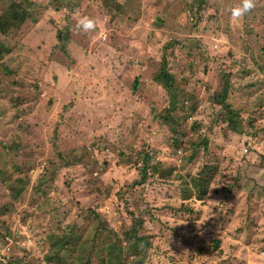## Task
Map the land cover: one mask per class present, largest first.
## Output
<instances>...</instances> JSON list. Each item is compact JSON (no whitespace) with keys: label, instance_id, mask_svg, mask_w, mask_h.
I'll return each instance as SVG.
<instances>
[{"label":"rangeland","instance_id":"1","mask_svg":"<svg viewBox=\"0 0 264 264\" xmlns=\"http://www.w3.org/2000/svg\"><path fill=\"white\" fill-rule=\"evenodd\" d=\"M239 3L0 0V264H264V0Z\"/></svg>","mask_w":264,"mask_h":264},{"label":"trees","instance_id":"2","mask_svg":"<svg viewBox=\"0 0 264 264\" xmlns=\"http://www.w3.org/2000/svg\"><path fill=\"white\" fill-rule=\"evenodd\" d=\"M7 15H8L7 19L10 22H12L13 19L16 17V13H14L13 10L10 11ZM24 18H25V15H24ZM0 24H1V22H0ZM160 62H161V65H160L159 70H158L157 74L155 75L154 79L160 80V81H162L164 83V85L162 87L164 88L163 90H165V92H166V91H169L168 89L173 86L175 77H174V75L169 73L168 66H167V60L165 59V57H162ZM13 86L16 87V86H18V84L13 82ZM9 92H11V95L14 97L13 100H14L15 104H18L19 102H21L20 101L21 97L14 96L15 95L14 94L15 93V88H13V87L10 88ZM19 92L23 93V91H19ZM233 122L230 121L229 125H231V123H233ZM234 126L235 125H232L231 127L234 129L235 128ZM142 170H143V172H142L143 174L142 175L144 176L145 168L143 167ZM142 224H143V222H142ZM140 229H141V220L135 221L134 224L131 225V228L128 229V231L130 233L128 235L129 238L130 237L131 238L136 237L135 239H137V243H138L137 247L138 248H139L140 243L146 244V238L145 237H138V233H139ZM137 253H139V249L138 250L136 249L134 254L137 255Z\"/></svg>","mask_w":264,"mask_h":264},{"label":"clouds","instance_id":"3","mask_svg":"<svg viewBox=\"0 0 264 264\" xmlns=\"http://www.w3.org/2000/svg\"><path fill=\"white\" fill-rule=\"evenodd\" d=\"M256 7V0H240L238 5L229 9L230 20L233 25H240L247 14ZM78 32L89 33L94 32L98 28V21L95 18L82 16L75 24Z\"/></svg>","mask_w":264,"mask_h":264},{"label":"water","instance_id":"4","mask_svg":"<svg viewBox=\"0 0 264 264\" xmlns=\"http://www.w3.org/2000/svg\"><path fill=\"white\" fill-rule=\"evenodd\" d=\"M136 83H137V82H135V84H134V86H133V90H135V88H136V87H135Z\"/></svg>","mask_w":264,"mask_h":264}]
</instances>
